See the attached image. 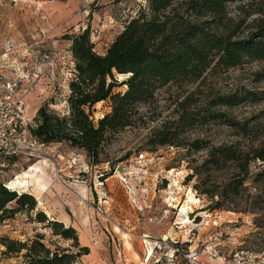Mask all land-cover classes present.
Returning a JSON list of instances; mask_svg holds the SVG:
<instances>
[{
    "label": "rangeland",
    "instance_id": "1",
    "mask_svg": "<svg viewBox=\"0 0 264 264\" xmlns=\"http://www.w3.org/2000/svg\"><path fill=\"white\" fill-rule=\"evenodd\" d=\"M88 1L0 0V63L6 64L9 60L24 74L27 73L25 95L29 120L32 113L46 103L51 111L60 115L69 113L68 83L74 65L70 53L72 41L66 37L90 27L97 31L93 33L92 41L99 46L108 45L110 36L118 31L121 20L134 12L138 5L145 3V0ZM231 11L235 17L243 16L234 5ZM45 56H48L47 59ZM125 78L127 76L117 77L120 81ZM201 88L204 91L225 93L244 89L262 91L264 61L249 62L238 68L211 73ZM125 89V86L118 87L114 92ZM179 92L175 86L162 89L156 104L141 108L143 117L134 126L119 132L104 145L101 163L97 165H92V160L83 150L72 148L67 142L47 145L46 150L52 157L47 160L53 166L59 160V155L64 157L62 164L80 155L81 164L64 173H79L84 162V168L88 170L85 172L87 178L82 182L68 181L65 176L59 180L55 170L53 175L50 168L41 170L38 164L32 165L34 169L30 170L22 165L1 168L0 178L3 181L9 182L14 175H18L21 182L15 180L13 185H20L16 189L34 195L37 208L31 213L18 212L13 218L0 222V237L26 241L34 238L36 233H42L52 249L55 246L70 247L72 241L52 235V231L44 224L34 221L38 210L45 211L55 219L57 217L52 211L59 215L65 211L72 216L71 226L77 231L80 246H87L90 251L79 258L78 264H141L144 259L140 238L142 229L134 227L131 221L145 214V217L152 215L155 219H163L166 225L173 219L181 224L191 221L190 224H178L180 229L176 230L178 235L174 239L179 241L180 247L196 252L199 259L205 262H211L207 255L213 250L229 259L236 249H264V185L258 186L253 183V178H249L243 185L240 197L221 202L220 197H210L201 190L227 181L232 168L223 166L217 171H197L196 167L201 165L207 155L206 150L197 152L184 146L164 145L149 151L152 146L147 142L152 131L176 117L174 100ZM110 111L109 100L99 102L92 108L91 119L97 123ZM221 111L227 109L222 108ZM228 111L240 120L253 118L251 122L257 124V128L260 127L257 134L259 139L254 144H264V101ZM233 133L227 126L215 123L204 130H183L181 136L184 140L205 137L211 144H220L237 141L239 137ZM239 139L241 145L253 142L250 138ZM139 151L149 152L146 181L149 195L155 194L152 207L143 211L129 201L132 194L125 191L122 182L124 175L120 176L119 172V165ZM261 163H256L257 168H253V173L262 168L264 164ZM44 194H47L49 202ZM217 202H221V207H217ZM169 203L176 209L168 206ZM152 244L155 245L154 241ZM4 250L0 243V264L21 263V256L5 254ZM71 250L77 251V248ZM212 261L220 264L217 258ZM145 264L167 263L157 250Z\"/></svg>",
    "mask_w": 264,
    "mask_h": 264
},
{
    "label": "trees",
    "instance_id": "2",
    "mask_svg": "<svg viewBox=\"0 0 264 264\" xmlns=\"http://www.w3.org/2000/svg\"><path fill=\"white\" fill-rule=\"evenodd\" d=\"M233 5L243 16L231 15ZM91 32L92 28L86 27L66 37L72 41L74 63L68 83L69 113L51 111L48 103L40 106L31 127L39 141L46 145L67 142L83 150L92 165H97L104 145L134 126L143 117L141 108L156 104L162 89L175 86L180 91L174 100L176 117L152 131L147 142L152 146L149 151L164 145L206 150L197 171L232 168L227 181L201 190L210 197H220L221 202L240 197L249 178L258 186L264 185V165L253 173L257 162L264 164V144H254L260 127L251 122L253 118L240 120L228 111L263 102L264 90L225 93L201 88L211 73L264 61V0H145L121 20L118 31L102 50L96 48ZM120 75L127 78L120 81ZM122 86L126 87L124 91L114 92ZM107 100L111 111L94 123L93 106ZM215 123L253 142L241 145L237 138L211 144L200 136L182 139L183 130H204ZM221 202L216 203L217 207ZM36 208L34 195L9 188L0 179V222ZM34 221L72 243L70 247L52 249L42 233L26 241L0 237L4 253L21 256L20 264H78L81 256L89 254L87 246H80L73 226L49 217L43 210L35 212Z\"/></svg>",
    "mask_w": 264,
    "mask_h": 264
},
{
    "label": "built area",
    "instance_id": "3",
    "mask_svg": "<svg viewBox=\"0 0 264 264\" xmlns=\"http://www.w3.org/2000/svg\"><path fill=\"white\" fill-rule=\"evenodd\" d=\"M94 32L97 33V31L92 29V36ZM47 57L45 56L46 59ZM5 66L11 68L15 77L7 78L4 75L3 69ZM27 77V73L24 74L22 70L14 65L0 63V159H3V161H0V169L9 166L19 167L22 165L21 159H26L27 161L41 158L52 159L51 153L46 150L47 145L39 141L31 132L33 119L29 120L27 117L26 102L23 98V93L27 91L28 82H25ZM79 156L71 158L64 164L61 163L64 157L58 156L59 160L54 162V168L59 180L61 176L67 177L68 181L77 182H82L87 178L84 162H82V168L79 173L70 175L64 173L65 170L77 168L81 164ZM148 156L149 152L139 151L119 165L120 176L124 175L122 182L130 191V194H133V192L128 180L143 182L150 162ZM5 183L7 187L12 188L10 182L5 181ZM133 202L135 201L133 200ZM168 206L176 209L170 203ZM188 220L190 221V218ZM190 223L191 221L188 223L182 222V224ZM182 224L180 223V225ZM153 241L167 264H214L212 261L214 258H217L220 264H264V249L259 251L244 248L236 249L231 253L229 259L218 255V252L213 250V253L207 255L211 262H205L199 259L200 256L196 252L180 247L178 240L164 238Z\"/></svg>",
    "mask_w": 264,
    "mask_h": 264
},
{
    "label": "crops",
    "instance_id": "4",
    "mask_svg": "<svg viewBox=\"0 0 264 264\" xmlns=\"http://www.w3.org/2000/svg\"><path fill=\"white\" fill-rule=\"evenodd\" d=\"M88 2L90 3V2H92V0H89ZM112 36H113V34L110 36V38H112ZM104 37H106V35H104ZM103 46H105V45L103 44L102 46H99L97 44L96 48L98 50H102ZM7 63L12 65V63L9 62V60L7 61ZM72 64L74 65V63H72ZM73 71H74V68L72 70V74H71L72 76H73ZM4 75L7 78L15 77V74H14V72H12L10 67H6V69H4ZM23 98L27 104V95H25V93H23ZM37 109L32 113L31 119L34 118ZM21 164L27 168L26 170L30 169V167L33 169L34 167L32 165L38 164L39 167L41 168V170L46 169V168L47 169L50 168L51 173L54 175L53 171L55 170V168H54L53 164L47 159H44V158L43 159H33L30 161H27L26 159H21ZM84 167H86V166L84 165ZM86 170H88V169H86ZM148 170H149V166L147 168V173H148ZM147 173H146L145 177L143 178V182H141V183H139L136 180H128V184L130 185L132 192H133L129 201L131 202V204H133V206H135V207L137 206L138 210H140V211H143L145 208H148V209L151 208L153 205L154 199H155V194L152 196L149 195V191H148L149 187H148V184L146 181L147 180ZM17 177H18V175H14L13 180H9L12 188H20V185H18V184H17L18 186H16V187L13 185V182L15 181V179H17ZM18 182L20 183L21 181L17 180V183ZM21 186L23 188H25V185L21 184ZM123 187H124V189L126 188L124 185H123ZM125 191L127 193L130 192L127 188L125 189ZM44 198L47 200V202L50 201V199L47 198V194H44ZM149 198H150V200H149ZM133 200L135 202H133ZM147 200H149V203H147ZM38 202H39V204H41V201H38ZM47 202H46V204H47ZM105 202H107V201H105ZM52 212H53V215L56 216L60 221H62L66 226H69L72 224V216L69 213L64 211V213L59 215L57 213H54V211H52ZM142 216H143L142 218L138 217V219H136V220L132 219L131 222L134 223L133 224V225H135L134 227L137 226V227H140L142 229V232L140 234V238H141L142 247H143V251H144L143 252L144 253L143 264H145L149 261V259L154 254V252L155 251L157 252V250H158L156 248V246L154 244H152V241L156 240V239H164V238L174 239L178 235L176 230L178 228L180 229V227H178V224H180V223L173 219L170 222V224L166 225L163 223V219H160L158 217L155 219V217H153L152 215L145 217V214H142ZM158 253H159V250H158ZM93 264H95V263H93Z\"/></svg>",
    "mask_w": 264,
    "mask_h": 264
},
{
    "label": "bare ground",
    "instance_id": "5",
    "mask_svg": "<svg viewBox=\"0 0 264 264\" xmlns=\"http://www.w3.org/2000/svg\"><path fill=\"white\" fill-rule=\"evenodd\" d=\"M98 103H99V102H98ZM30 169H32V168L30 167ZM30 169H29V170H30ZM33 169H34V168H33ZM26 175L28 176V174H27V173H26ZM29 176H30V175H29ZM15 180L17 181V180H18V177H17V179H15ZM150 252H151V251H150ZM149 254H150V253H149ZM140 263H141V264H143V262H142V261H141Z\"/></svg>",
    "mask_w": 264,
    "mask_h": 264
}]
</instances>
